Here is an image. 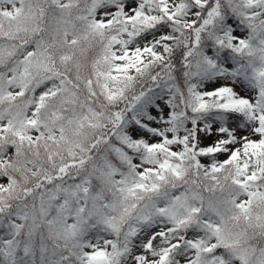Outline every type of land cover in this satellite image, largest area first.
Here are the masks:
<instances>
[{"label":"snow or ice","instance_id":"snow-or-ice-1","mask_svg":"<svg viewBox=\"0 0 264 264\" xmlns=\"http://www.w3.org/2000/svg\"><path fill=\"white\" fill-rule=\"evenodd\" d=\"M0 264H264V0H0Z\"/></svg>","mask_w":264,"mask_h":264}]
</instances>
